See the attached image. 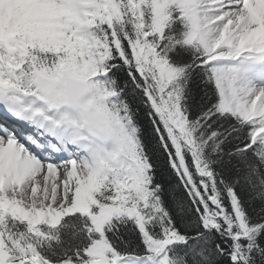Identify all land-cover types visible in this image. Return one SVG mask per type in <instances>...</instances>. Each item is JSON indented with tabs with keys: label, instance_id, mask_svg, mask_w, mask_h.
Segmentation results:
<instances>
[{
	"label": "snow or ice",
	"instance_id": "1",
	"mask_svg": "<svg viewBox=\"0 0 264 264\" xmlns=\"http://www.w3.org/2000/svg\"><path fill=\"white\" fill-rule=\"evenodd\" d=\"M0 264H264V0H0Z\"/></svg>",
	"mask_w": 264,
	"mask_h": 264
}]
</instances>
